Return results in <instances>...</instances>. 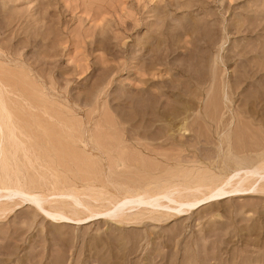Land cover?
Instances as JSON below:
<instances>
[{
	"label": "rangeland",
	"instance_id": "374dc122",
	"mask_svg": "<svg viewBox=\"0 0 264 264\" xmlns=\"http://www.w3.org/2000/svg\"><path fill=\"white\" fill-rule=\"evenodd\" d=\"M0 31V264H264V0H0Z\"/></svg>",
	"mask_w": 264,
	"mask_h": 264
},
{
	"label": "bare ground",
	"instance_id": "6f19581e",
	"mask_svg": "<svg viewBox=\"0 0 264 264\" xmlns=\"http://www.w3.org/2000/svg\"><path fill=\"white\" fill-rule=\"evenodd\" d=\"M40 12V11H39ZM41 18V17H40ZM3 23V22H2ZM4 24V23H3ZM1 33V31H0ZM11 34V33H10ZM99 34V33H98ZM100 37V36H99ZM107 38H109V35H107ZM29 40L31 41H36L37 40V37L36 36H29ZM109 41V40H108ZM107 45V44H106ZM31 46V45H29ZM109 46V44H108ZM110 47V46H109ZM38 49V48H37ZM35 51V50H34ZM46 52V51H45ZM51 55V54H50ZM174 80V79H173ZM1 80H0V90H1ZM160 94V93H158ZM4 126H6L7 130H8V139L11 140V142L13 143H16V145H18L20 142H19V136L18 134L16 133V129H17V126L13 123V121H11V115H9L8 111H7V108L5 107L4 105V102H3V99H2V96H1V92H0V156H1V153H3L4 151V145H5V141L7 140L6 138V133H5V129H4ZM10 142V141H9ZM20 144H23V143H20ZM19 144V145H20ZM15 146V145H14ZM6 148V147H5ZM13 148V147H12ZM12 153V152H10ZM13 160V159H12ZM4 162V161H3ZM15 169V168H14ZM246 172H251V173H254V174H259V176H257V181H259L260 179L264 178V175L261 174V170L260 169H247ZM14 173V172H13ZM261 174V175H260ZM5 177V176H4ZM243 178H240L239 180H237L236 183H239V182H242ZM19 180V179H18ZM3 181L0 180V183H2ZM13 183H15L13 181ZM230 183H232V181L230 180ZM14 185V184H13ZM6 185H2L0 186V190H3L4 188H7L5 187ZM16 186H19V185H16ZM15 186V188H16ZM229 186V185H228ZM255 186V184H253L252 186H250V188H253ZM256 187V186H255ZM258 189H256L257 191L259 189H261L262 187L259 186L257 187ZM9 189V188H8ZM11 190H13L12 188H10ZM9 189V190H10ZM171 189V188H170ZM169 189V190H170ZM187 189V188H186ZM188 189H191V188H188ZM187 189V190H188ZM254 189V188H253ZM6 190V189H5ZM15 190V189H14ZM13 190V191H14ZM18 190V189H17ZM193 190V189H191ZM198 190V189H196ZM195 190V191H196ZM241 189L237 188L236 186L233 187L232 189H227L225 186H218V187H215L214 189H211L208 193L204 194L202 192V196L200 197H194V198H190V199H184V200H180V199H176V198H172L170 197V193L168 192H156L155 195H147V194H135L133 195L132 197H129V198H125V199H122L120 201H118L117 203H115L114 205H117V204H122L124 209H129V210H135L137 208H142L144 207L143 204H147L148 201L150 200H158L159 198L161 197H167L169 199H172L174 200L175 202L178 203V206L180 208H176V207H171V208H176L175 210H177L176 212H191L192 210L216 199V198H220V197H225V196H228L229 194L231 193H234L236 191H239ZM12 191V192H13ZM173 191V190H172ZM170 190V192H172ZM190 191V190H188ZM11 192V191H10ZM11 192V193H12ZM20 192V190H19ZM24 192V191H23ZM29 194L27 195L28 197H35V194L31 193V191H28ZM174 192V191H173ZM26 193V192H25ZM65 192H60L59 194L60 195H63ZM179 193V192H178ZM10 194V193H9ZM12 194H15V193H12ZM170 194V195H169ZM204 194V195H203ZM176 195V194H175ZM173 196V194H172ZM14 197V196H12ZM1 199V197H0ZM30 200V199H29ZM161 200V199H160ZM0 201H3V200H0ZM155 201L153 202V204H157L155 203ZM29 203V201H28ZM78 203V202H77ZM136 203V204H135ZM20 204V203H19ZM1 205V203H0ZM160 205V204H158ZM113 207V205H112ZM0 209H1V206H0ZM46 212H48V214L50 216H53V214H55L58 218H63V214L61 212H55V211H51V210H47L45 209ZM91 212V211H90ZM110 211H103V212H93L92 214H90L89 216H87L85 219H87L86 221H91V220H94V219H97V218H103L105 215L109 214ZM177 214V213H176Z\"/></svg>",
	"mask_w": 264,
	"mask_h": 264
}]
</instances>
